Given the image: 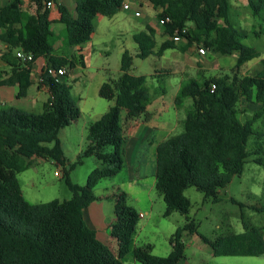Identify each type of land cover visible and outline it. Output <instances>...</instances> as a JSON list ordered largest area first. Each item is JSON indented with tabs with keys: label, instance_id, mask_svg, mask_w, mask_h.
Masks as SVG:
<instances>
[{
	"label": "trees",
	"instance_id": "1",
	"mask_svg": "<svg viewBox=\"0 0 264 264\" xmlns=\"http://www.w3.org/2000/svg\"><path fill=\"white\" fill-rule=\"evenodd\" d=\"M125 1L77 0L75 14L58 4V0H31L34 13L23 10L18 0L0 3V43L7 47L1 60L10 68L12 77H19L17 98L27 95V76L39 58L47 61L40 85L50 93L41 113L14 106L0 107V264H123L130 252L140 214L128 206L127 194L118 188L99 197L93 190L125 167L124 124L142 116L148 119L151 94L146 86L147 77L132 73L133 61L145 60L155 53L157 31L148 25L136 34L137 52L133 56L125 51L121 75L100 88L99 95L114 105L90 125L85 149L68 170L59 133L81 118V110L72 96L67 75L69 70L86 65L82 54L56 55L58 41L64 48H82L89 43L95 34L96 18L113 17ZM137 1H145L157 12L165 38L158 57L167 50L186 52L195 45L202 46L205 51L221 56L236 54L235 73L259 57L257 49L242 41L248 34L240 33L233 25L229 0ZM48 2L58 5L59 22L65 26L62 35L57 36L52 30ZM247 2L253 18H261L264 0ZM15 51L33 54V62L23 61ZM262 64L264 67V59ZM62 69H66L65 75L56 74ZM1 76L0 87L15 81L14 78L2 81ZM186 99L192 100V106L183 121L184 132L159 145L155 177L156 189L166 205L163 216L168 218L178 212L187 222L171 237L172 251L167 257L153 255L150 246L136 247L134 257L141 264H181L186 260L185 234L198 235L215 257L262 256L264 227L244 223L242 233L221 235L211 241L190 220L191 201L185 192L194 187L205 199L219 203V190L228 187L234 176L243 174L252 154L248 151V140L257 134L254 123L264 115V68L241 79L237 75L233 79L192 78L181 86L175 105L183 107ZM241 99L259 106L245 122L238 110ZM89 157H95L100 165L90 173L85 186L73 183L69 172ZM34 159L52 160L64 167L66 184L72 192L70 199L40 204L25 199L17 176ZM255 162L262 164L259 159ZM99 200L115 204V221L109 233L114 251L97 238L96 231L84 220V210ZM254 210L264 213V207Z\"/></svg>",
	"mask_w": 264,
	"mask_h": 264
},
{
	"label": "rangeland",
	"instance_id": "2",
	"mask_svg": "<svg viewBox=\"0 0 264 264\" xmlns=\"http://www.w3.org/2000/svg\"><path fill=\"white\" fill-rule=\"evenodd\" d=\"M229 1L232 6L233 25L240 33L248 34L242 39L243 43L259 52L258 58L245 64L237 73L234 71L237 62L236 54L221 56L207 50L206 54L202 55L203 59L197 62L191 54H185L178 50H167L162 57H158L157 52L163 40L160 33L155 36L156 47L153 55L145 60L134 58L132 73L136 76L147 77L146 86L150 91L154 107H158L159 104L161 107L164 106L166 111L162 116L163 119H173L166 121L167 123L175 122L176 124V119L184 120L186 109L192 105L191 99H186L182 108L175 105L177 86L181 81L188 82L199 76L201 78L202 76H229L233 79L237 75L241 79L247 75H254L264 68L262 64L264 59V11L262 17L257 19L244 12L239 15V0ZM141 13H143L141 17H135L132 14L131 19L111 26H107L110 25L109 19H105V23H98L97 35L94 40L95 51L92 52L90 63L88 66L80 65L76 69L68 71L67 82L72 87V96L79 109H82L83 117L80 125L89 121L95 113L94 111H101L102 106H107L109 102L113 103L95 92L94 82L92 83L93 80L89 81V76H105L109 80L116 79L121 75L124 52L128 51L131 55H135L137 44L134 41V36L145 29L146 21L152 24L155 12L153 9L145 7ZM153 24H159L161 27L156 15ZM118 30H121L122 34ZM253 32L262 33L256 35ZM201 47L195 45L194 51L199 53ZM67 49L58 48L56 55L69 56ZM174 107L177 110H174ZM258 109V105L246 103L243 99L238 104L240 118L243 122L252 118ZM254 129L257 134L248 140V151L252 154L245 165L243 174L234 176L228 187L219 190V203L205 199L204 195L194 187L185 192L191 201L190 220L195 221L198 225V232L211 241L221 235L242 233L244 223L250 226L264 227V213L254 210V207H264V115L254 123ZM183 132L184 125L180 121L176 125L174 135ZM80 140L81 136H75L69 142L65 140L66 155L70 164L76 162L77 146L79 143L83 145ZM256 151L258 154L255 153ZM255 159H259L262 164L256 163ZM93 162H98L95 157L86 158L82 165L70 171L71 181L85 186L90 173L98 167L99 162L97 165ZM70 164H67L65 169L68 170ZM56 171H61L62 174L56 176ZM131 174V170L124 167L117 176L102 180L93 192L97 197L102 196L108 192L106 188H111V183H115L119 192L129 191L131 197L128 198V206L134 208L138 213H143L144 218L139 219L130 252L123 264H141L134 257L136 247L150 246L153 255L167 257L172 251L171 237L178 228H182L186 224L187 219L178 212L165 218L163 214L166 205L164 200L161 201L160 193L156 192L157 189H154L156 198L153 208L149 210L147 194L153 189L154 178L148 176L139 183L138 181L129 183ZM17 178L25 199L32 204L48 203L54 200L62 202L72 197V192L66 184L64 167L52 160H32L31 166L20 173ZM184 242L186 260L181 264H264V255L259 257H215L211 248L195 234H185Z\"/></svg>",
	"mask_w": 264,
	"mask_h": 264
},
{
	"label": "crops",
	"instance_id": "3",
	"mask_svg": "<svg viewBox=\"0 0 264 264\" xmlns=\"http://www.w3.org/2000/svg\"><path fill=\"white\" fill-rule=\"evenodd\" d=\"M8 2L9 0H0V3L2 5H5ZM18 3L23 10L28 11L29 13L35 12V6L31 3V0H18ZM53 3L54 6L51 8L50 18L52 21V30L58 36V35H62L65 26L61 22H59L60 14L58 11V5L55 2ZM58 4H62L66 6L71 13L75 14L77 7V0H58ZM125 4L128 5V9L122 8L113 17H97L95 20V34L93 35L92 40L86 45H84L82 48L79 47L68 48L67 54L69 55H74L76 53L82 54L84 56L85 65L88 66L92 58V52L95 51L94 40L97 35L98 23H105L106 21L105 19H109L108 21L110 25L107 26L119 24V22L121 21L125 22L126 20L131 19L132 14H134L135 17H141L143 15V13H141V10H143V8L145 7L149 9H153L145 1L126 0ZM239 5H240L238 7L240 9L239 15H242L243 12L248 13V15H252V11L249 7L247 0H239ZM153 11L155 13L152 19V24H149L148 21H146L145 29L148 25L154 27L157 31L156 34L158 33L161 34V37L163 39L162 42H163L165 40L163 35V28H161L159 24L157 25L153 24L155 15L157 16V12L154 9ZM118 31L119 33L122 34L121 30ZM58 48L62 49L61 41L57 42L56 51ZM5 52H7V49H3L0 51V75H2L1 80L10 81L11 78H14L15 81L11 84L3 85L0 87V107L14 106L29 112L41 113L43 111L44 104L48 101L50 97L49 90L45 86L40 85L41 74L47 68V61L44 58H39L35 62V65L33 66L31 72L27 76V84H28L27 95L19 99L17 98V94L19 92V85L17 83V79L19 77L18 76L12 77L10 74L11 73L10 68H8L2 62L1 56ZM16 53L17 52L15 51L14 54ZM182 53L185 54L187 53L189 55L191 54V56L197 62H200V60H202L204 57L199 53H196L194 51V47ZM59 56H63V55H59ZM63 57H65V55ZM197 78L201 79L200 76ZM116 79H109V80H116ZM91 80H93L92 83L94 82L95 92H98V94L102 85L105 82L109 81L105 76H89V81ZM185 83L186 81H181V83L177 86L176 94H178L181 86ZM162 93L165 92L162 91ZM153 103L154 102H152V97H151V103L148 107L147 120L145 116H142L134 122L124 124V133L126 137L125 167L129 168L132 172V174L129 176V183H134L136 181H138L139 183V181L147 178L148 176H152L154 178L153 189L149 191L147 194L149 210H152L153 208L152 206L154 205V200L156 198V195L154 194V189H156L155 174H156L157 149L159 145H161L171 137L175 136L174 132H176V125L180 121L183 122L185 120V119L184 120L176 119V124L175 122L167 123L166 121H172L173 119L172 120H169L167 118L163 119L162 116L165 115L164 112L166 111V108L164 106L161 107L160 104L158 107L155 108ZM113 105L114 102L112 104H110L109 102L107 106L101 107V111H94L95 113L93 114L91 119L87 122H84L82 125H80V121L83 117L81 112V118L77 122L73 123L71 126L66 127L60 131L59 139L62 143L66 164H70V162L68 161L66 155L65 140L69 142L71 138H74L75 136H81L80 141L81 144L83 145H80L79 143V145L77 146V151H76V158H77L78 155L85 149L90 125H92L97 120H99ZM191 106L186 109V112L191 108ZM174 110H177V108L174 107ZM122 114L121 117L124 122V119L126 117V111L123 110ZM97 163L98 162H93V164L95 165H97ZM99 165L100 164L98 163V166ZM110 187L111 188H106V190L117 188L115 187V183H111ZM124 192L127 194L128 198L131 197L129 191L124 190ZM156 192L159 193L157 190ZM159 195L162 201L163 195L162 194ZM139 214H140V218H144V216L141 217L143 213H139ZM83 215L86 224L91 229L96 231L97 238L105 245H107L111 250L114 251L115 245H113L114 243L111 242L109 237L110 226L115 221L114 202L109 200L96 201L92 203L87 209L84 210Z\"/></svg>",
	"mask_w": 264,
	"mask_h": 264
},
{
	"label": "built area",
	"instance_id": "4",
	"mask_svg": "<svg viewBox=\"0 0 264 264\" xmlns=\"http://www.w3.org/2000/svg\"><path fill=\"white\" fill-rule=\"evenodd\" d=\"M53 6H54V3L53 2H48L47 3V7L48 8L51 9ZM122 8L128 9V5L124 4ZM137 15H139V14H137ZM175 40H178V38H176ZM194 48H195V46H194ZM3 49H7L6 45L0 44V51L3 50ZM199 53L201 55H204V54H206V51L203 48H199ZM17 56L20 59H22L23 61H25V62H33V60H34L33 54H25V53L19 52L17 54ZM65 73H66V69H62V70H59L58 72H56V74H58L60 76L65 75ZM40 81H41V79H40ZM55 174H56V176H59L61 174V171H56ZM143 216L144 215H141V217H143Z\"/></svg>",
	"mask_w": 264,
	"mask_h": 264
}]
</instances>
